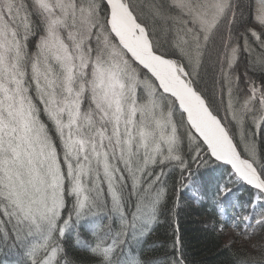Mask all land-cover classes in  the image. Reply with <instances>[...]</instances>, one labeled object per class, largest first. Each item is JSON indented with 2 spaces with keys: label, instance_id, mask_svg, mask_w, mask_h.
Instances as JSON below:
<instances>
[{
  "label": "snow or ice",
  "instance_id": "obj_1",
  "mask_svg": "<svg viewBox=\"0 0 264 264\" xmlns=\"http://www.w3.org/2000/svg\"><path fill=\"white\" fill-rule=\"evenodd\" d=\"M151 10L149 27L131 0H0V250L15 264H68L61 240L85 225L96 264H147L124 248L158 222L165 178L206 195L210 162L213 200L254 190L252 211L222 210L214 230L264 229V0ZM171 249L158 264H186L178 236Z\"/></svg>",
  "mask_w": 264,
  "mask_h": 264
},
{
  "label": "trees",
  "instance_id": "obj_2",
  "mask_svg": "<svg viewBox=\"0 0 264 264\" xmlns=\"http://www.w3.org/2000/svg\"><path fill=\"white\" fill-rule=\"evenodd\" d=\"M153 2L158 0H131L137 15L149 27L153 25L151 10ZM249 60L247 55L241 58L239 72L242 74L247 65L253 78L259 82L262 74L251 70ZM200 87L204 85L201 84ZM221 115L223 116L222 112ZM237 140H239L238 135ZM257 149L258 154H264V137L257 136ZM241 151H243L242 145ZM221 175V170L216 163L210 162L208 166L201 167L199 169L200 184L206 189V195L201 194L199 199H196L188 195L184 189H179L176 195H173V187L179 180V170L170 171L165 178L167 181L166 207L159 216L158 222L152 225L146 235H138L136 239L130 240L124 252L141 256L147 264H158L159 258L166 252H171L172 241L178 236L182 241L186 264H264V258L261 256L264 251V229L256 226L255 231L251 233V238L246 239L242 236L231 242H228L226 234L214 230V226L220 222L222 210L230 216L237 213L243 214L245 211L251 212V206L247 202L252 199L254 191L246 185L238 184L226 197L213 200L215 184L220 180ZM177 199L179 206L173 215L168 209L172 208L173 202ZM260 203L264 202L256 205L257 213L264 211V208L259 206ZM78 231L80 243L77 242L76 232L66 234V237L61 240L64 250L61 255L68 264H96L94 258L82 246L84 241L89 243L94 241L92 226L85 225ZM17 259L16 250L8 248L0 250V264H15Z\"/></svg>",
  "mask_w": 264,
  "mask_h": 264
},
{
  "label": "rangeland",
  "instance_id": "obj_3",
  "mask_svg": "<svg viewBox=\"0 0 264 264\" xmlns=\"http://www.w3.org/2000/svg\"><path fill=\"white\" fill-rule=\"evenodd\" d=\"M238 185V184H237ZM239 185H246V184H243V183H239ZM247 186V185H246ZM184 191H186L187 193H188V195H194L193 194V190H191V189H189V190H185L184 189ZM194 196H196V195H194ZM256 204H258L259 202H255ZM229 209L231 210V206H229ZM228 217L230 218L231 216L230 215H228ZM224 234H226L228 237H230L229 238V241L231 240V239H235V238H237V237H239L240 236V233L238 232V231H236V230H234L233 228H231V227H226L225 228V230H224ZM240 238V237H239ZM240 245H242V244H240Z\"/></svg>",
  "mask_w": 264,
  "mask_h": 264
}]
</instances>
